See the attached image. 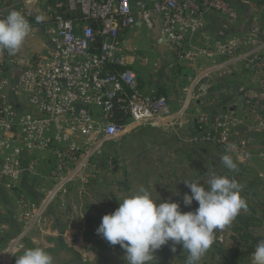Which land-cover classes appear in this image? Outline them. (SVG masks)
Masks as SVG:
<instances>
[{"label":"built area","instance_id":"obj_1","mask_svg":"<svg viewBox=\"0 0 264 264\" xmlns=\"http://www.w3.org/2000/svg\"><path fill=\"white\" fill-rule=\"evenodd\" d=\"M254 1L264 17V0ZM44 8L46 45L30 55L13 80L9 63L17 52L0 50V180L15 193L22 222L9 245L0 249V264H9L22 239L42 227L53 203L65 208L68 197L85 194V186L97 178L105 142L140 125H173L185 119L196 98L208 93L201 82L206 70L180 76L187 82H182L176 107L166 95L145 91L130 65V56L139 55L123 45L125 32L135 26L159 27L176 66L186 58H213L223 50L209 43L193 52L188 48V34L200 26L205 12L240 17L228 0H46ZM12 10L28 19L29 36L38 19L13 0H0V19ZM262 47L264 43L248 56L252 76L264 71ZM234 124L227 112L200 113L194 139L228 148ZM26 178L45 181L35 184L38 200L23 188Z\"/></svg>","mask_w":264,"mask_h":264},{"label":"rangeland","instance_id":"obj_2","mask_svg":"<svg viewBox=\"0 0 264 264\" xmlns=\"http://www.w3.org/2000/svg\"><path fill=\"white\" fill-rule=\"evenodd\" d=\"M156 28L159 30V27ZM135 29L147 32L155 28L140 26ZM153 56V63L150 62L152 64L141 63L146 67H141L142 65L133 67L141 81V77L147 75V78L154 77L159 83L178 78V82L182 84L187 81L180 76L199 74L204 70L205 67L201 65H205L207 58L201 55L194 56L196 69L188 67L187 63L189 64L190 60L187 58L175 66L176 60L167 41H163ZM236 58L242 57L236 56ZM233 59L232 55H228L225 61L234 63V72L239 74L243 82L248 79L247 75L250 72L244 64L247 61ZM155 68L157 72L154 71ZM228 106L231 105H227L223 112L230 114L235 123L230 129L231 141L234 145L231 151H226L227 148L219 147L212 142L194 139V122L200 113L207 112L201 108L189 118L188 111L185 119L173 125L154 126L153 130L137 128L117 141L105 142L99 152L102 164L97 166V178L103 179L91 188L94 195L73 200L75 213L67 214L64 207L58 206L60 212L57 214H45L41 220L43 228L32 229L22 239L17 250L12 252L9 264H15V258L19 257L25 248L34 247L46 250L53 258L52 264H127L124 250L119 245H110L96 233V228L102 216L114 211L118 200L127 192L126 181L130 178L137 179L140 174L137 171L142 172L145 168L154 179L161 174L170 175L171 181L177 183L176 192L179 193V197H183L185 193L190 194V189L184 181L199 182L207 187L209 171L235 179L241 186L240 196L246 201L247 210L242 209L230 224L223 229L215 230L214 243L201 260L218 263L229 255L230 248L234 246L231 236L237 233L234 227L247 229L258 236L260 241L264 240V150L249 148L253 139L248 135L249 127L250 129L252 127L246 124L248 109L237 112L232 108L234 106L227 110ZM215 113L217 112L213 114ZM167 144L170 145V149H165L164 145ZM224 154L232 157L237 165L235 169L228 170L224 167L221 162V156ZM91 182L93 183L94 180ZM88 184L85 186L86 191H89ZM95 206L97 210L90 212L89 209ZM191 206L193 207H183L181 211L194 210L198 204L193 201ZM45 220L47 224L43 226ZM6 238L3 239V248L11 237ZM171 247L172 244L169 242L157 250L154 253L156 261L150 264H182L180 254L188 257L187 250L183 249L181 244L175 245V252L171 251ZM4 260L6 262V258Z\"/></svg>","mask_w":264,"mask_h":264},{"label":"crops","instance_id":"obj_3","mask_svg":"<svg viewBox=\"0 0 264 264\" xmlns=\"http://www.w3.org/2000/svg\"><path fill=\"white\" fill-rule=\"evenodd\" d=\"M13 1L16 2L19 7L28 9L39 22L34 25L31 34L26 37L21 48L17 51L15 59L9 63V76L12 80L15 79L16 73L25 67L30 55L37 49L43 48L47 41L45 32L47 25L44 21L46 16L44 8L46 0H36L31 3H27L26 0ZM47 1L64 2L66 0ZM136 1L138 0H131V3H135ZM228 1L240 14V17L237 20H232L220 12L207 11L202 17L200 26L195 31L188 34V48L191 52L205 43L211 44L212 47L223 46L224 48L222 51H218L215 57L211 59L206 58L205 65H201V67L206 68H204V70H206L207 75L203 79H205L204 83L208 86L209 90L204 97L199 99L196 98L190 104L187 117L189 118L193 113H196L199 108L210 113L223 112L226 110L225 108L227 105H231L227 107V110L234 106L232 108L237 112H240L241 109H248V121L246 124L248 127L249 125L252 127L251 129L249 127L248 135L249 138L252 137L253 139V141L250 142L249 148L260 151L264 150V71L258 72L255 76H252L248 71V79L242 82L241 78L238 76L239 74L234 72V63L226 62L225 58L228 55H232L235 60L236 56H241L242 58H239V60L245 59L247 63L244 64L249 70L247 59L250 52L264 43V17L262 11L258 8L257 3L254 0ZM135 28H140V26L128 29L123 36V45L126 46L127 51L131 52L135 50L139 52L138 58L130 56V65L135 67L138 65L141 66V63L146 65L150 62L153 63V55H155V52L163 43L159 30L155 27V29L151 31L142 32L140 29L136 30ZM259 52L264 55V47L260 48ZM146 65H142L141 67H146ZM187 65L194 69L197 68V65L193 60L189 61V64L187 63ZM154 71L157 72V69L155 68ZM141 78V85L145 91L155 90L158 93L166 95L172 101L174 107L178 105L181 100L180 89L183 85V83L181 84L178 82V78L175 80L161 81L163 83H159L154 77L147 78V75H144ZM137 128H150L149 130H151L154 126L140 125L134 127L123 136L110 142L117 141L122 137L127 136ZM164 146L165 149H170V145L167 144ZM129 149L130 148H127V150ZM143 156L144 155H142V157ZM100 158L101 157L98 156V160L100 161V164H102ZM108 158L110 159V156H108ZM143 165L146 166V164ZM137 173H140L137 179L130 178L129 181H126L127 183L124 181V183H126L127 192L137 191L144 185L153 184L154 191L151 188H149V191L153 198L159 196L157 203H159L160 200L171 198L173 201L180 203L181 208L185 207L182 202V197H179V193L176 192L177 183L171 181L170 175L161 174L157 179H154L147 168L142 172L137 171ZM102 179L103 178L98 177L93 183L90 182V184H88L89 188H87L89 189V191L87 190L88 193L86 191L82 197L78 195L68 197L69 204L64 208L65 213H75L74 211H76V209L73 208L74 201L76 199L85 198L86 196L91 197L94 195L91 188ZM105 179L106 178H104V180ZM36 183H45V181L40 178H26L22 182L23 188L32 200L39 199V194L35 190ZM58 206L57 202L53 203L49 207L46 215H49L50 213L57 214L60 212V210L57 209ZM115 207L117 208L118 205H115ZM17 210L18 200L15 193L7 188L4 182L0 180V249H3V239L7 236L11 237L4 247L5 249L9 245L10 240L14 238L21 229L22 222L18 217ZM89 210L90 212H93L97 210V207H92V209L90 208ZM46 224V220L43 221V226ZM42 228L43 227L40 229ZM11 255L12 252L10 256Z\"/></svg>","mask_w":264,"mask_h":264},{"label":"clouds","instance_id":"obj_4","mask_svg":"<svg viewBox=\"0 0 264 264\" xmlns=\"http://www.w3.org/2000/svg\"><path fill=\"white\" fill-rule=\"evenodd\" d=\"M31 31V25L21 11L12 10L0 19V50L16 53ZM229 145L226 151H231ZM228 170L237 167L228 154L221 156ZM190 189L182 202L194 210L181 211V205L171 198H153L144 185L137 191L126 192L118 200V207L101 218L96 233L110 245H119L125 252L127 264H150L156 261L154 253L171 242L187 250L186 264H198L215 240V230L230 224L240 211L247 210L246 201L240 196L241 186L235 179L208 172L207 187L199 182L184 181ZM52 256L43 248H25L15 264H52ZM252 264H264V240L257 243L252 253Z\"/></svg>","mask_w":264,"mask_h":264},{"label":"trees","instance_id":"obj_5","mask_svg":"<svg viewBox=\"0 0 264 264\" xmlns=\"http://www.w3.org/2000/svg\"><path fill=\"white\" fill-rule=\"evenodd\" d=\"M236 234L232 235V241L234 246L230 248L229 255L223 257L218 263H210L205 260H201L198 264H252V253L260 242V238L247 229L240 227H234ZM182 264H186L187 257L184 254H180Z\"/></svg>","mask_w":264,"mask_h":264},{"label":"water","instance_id":"obj_6","mask_svg":"<svg viewBox=\"0 0 264 264\" xmlns=\"http://www.w3.org/2000/svg\"><path fill=\"white\" fill-rule=\"evenodd\" d=\"M201 82L204 83L205 82V79L201 80Z\"/></svg>","mask_w":264,"mask_h":264}]
</instances>
